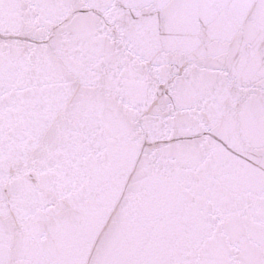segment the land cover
Masks as SVG:
<instances>
[{
	"label": "snow or ice",
	"instance_id": "snow-or-ice-1",
	"mask_svg": "<svg viewBox=\"0 0 264 264\" xmlns=\"http://www.w3.org/2000/svg\"><path fill=\"white\" fill-rule=\"evenodd\" d=\"M0 264H264V0H0Z\"/></svg>",
	"mask_w": 264,
	"mask_h": 264
}]
</instances>
